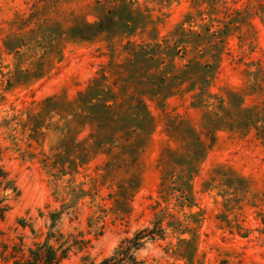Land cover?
Here are the masks:
<instances>
[{"label": "rangeland", "instance_id": "obj_1", "mask_svg": "<svg viewBox=\"0 0 264 264\" xmlns=\"http://www.w3.org/2000/svg\"><path fill=\"white\" fill-rule=\"evenodd\" d=\"M110 4L0 0V178L5 173L20 191L13 198L0 185V199L10 198L0 203L8 205L0 210V264H12L14 245L28 253L42 241L56 211L70 247L60 264H95L159 220L165 237L139 248L142 264H264V0H134L130 7L157 32L133 39L143 35L157 53L168 48L177 72L190 59H217L210 92L228 88L244 101L213 146L198 132L207 147L193 166L187 157L196 139L173 133L170 119L220 110L214 98L191 107L190 80L164 89L165 99L144 93L153 126L138 130L134 155L122 151L125 136L100 142L86 110L60 106L102 72L114 86L111 61L122 59L128 36L69 35L76 19L93 22Z\"/></svg>", "mask_w": 264, "mask_h": 264}, {"label": "trees", "instance_id": "obj_2", "mask_svg": "<svg viewBox=\"0 0 264 264\" xmlns=\"http://www.w3.org/2000/svg\"><path fill=\"white\" fill-rule=\"evenodd\" d=\"M110 2V10L102 12L93 22L84 18H78L69 28V35L73 39L93 40L101 33H106L110 38L116 33H124L128 36L123 50L125 54L120 61L112 60L113 64L111 75L115 77L114 86L107 82L106 73L96 76L86 89L78 92V97L74 102H60V106L64 104L69 107H79L88 112L91 123L98 122L97 134L100 135V142L103 138L118 137L125 139L128 143L121 144L123 153L134 155L136 148L142 142L143 137L138 130L151 132L153 119L147 109L145 94H149L152 100L157 96L167 97V93L163 94L164 89L169 90L176 84H182L183 81L190 80L188 90H193L191 97V107H200L205 102L208 106L210 98L215 100L211 102L218 111L202 110L199 119L193 118L189 114L175 115L170 119L169 125L172 129H177L175 134L187 138H193L191 146L188 149V162L193 166V162L202 159L205 156L206 141L197 136L198 132L205 135L210 140L208 147L213 146L216 141V130L220 128H232L230 115L233 108L241 106L244 101L241 94L226 88L222 93L210 92V77L217 67L218 61L190 59L186 68L182 67L177 72V64L171 57L170 61L166 60V51H151L149 43L145 41L141 35L140 42L133 39L134 35L147 34L152 39H157V32L154 26L150 27L152 20L147 16H139L136 10L130 9L134 4V0H108ZM140 28V31H137ZM160 46L158 43L155 44ZM155 46V47H157ZM164 53L163 55H161ZM113 58V57H112ZM228 104L225 105V100ZM235 99L240 100L235 103ZM165 107L166 103L161 99L158 103ZM59 104V103H57ZM237 114L241 108L238 107ZM243 110V109H242ZM239 125V124H238ZM242 124H240V127ZM259 132L264 139V126L259 127ZM118 135V136H117ZM173 136V135H172ZM190 165V166H191ZM191 166V167H192ZM0 178V185L4 184L13 194V198L19 196L18 188L7 179V175L3 173ZM162 185L168 183L163 179ZM6 199H10L5 195L0 199V203ZM8 207L7 204L1 205L0 210L4 211ZM62 211L52 212L50 214V224L45 238L42 241L34 242L33 246L28 247L27 252L24 251V245L16 244L13 246L11 254L12 264H60L64 257L68 256L69 245L64 239V235L56 228V224L61 218ZM165 237V228L161 225L160 220L156 221L152 227L146 226L138 229L134 235L125 240H121L114 252L102 258L95 264H142L137 257V251L148 240Z\"/></svg>", "mask_w": 264, "mask_h": 264}]
</instances>
